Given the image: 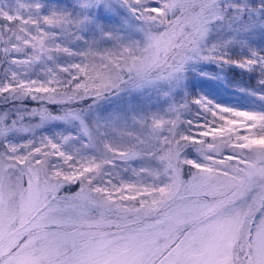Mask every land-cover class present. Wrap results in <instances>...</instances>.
<instances>
[{
	"label": "snow or ice",
	"instance_id": "snow-or-ice-1",
	"mask_svg": "<svg viewBox=\"0 0 264 264\" xmlns=\"http://www.w3.org/2000/svg\"><path fill=\"white\" fill-rule=\"evenodd\" d=\"M0 264H264V0H0Z\"/></svg>",
	"mask_w": 264,
	"mask_h": 264
},
{
	"label": "rangeland",
	"instance_id": "rangeland-1",
	"mask_svg": "<svg viewBox=\"0 0 264 264\" xmlns=\"http://www.w3.org/2000/svg\"><path fill=\"white\" fill-rule=\"evenodd\" d=\"M197 82L201 84L200 87L202 86L201 89H203V91H205L209 95H212L219 102H223V103H236L237 102V100H233L231 102L229 99L224 98L222 95L223 91H219V89L213 86V84H211L210 81H205V80H201L198 78V80L194 83L197 84Z\"/></svg>",
	"mask_w": 264,
	"mask_h": 264
},
{
	"label": "trees",
	"instance_id": "trees-1",
	"mask_svg": "<svg viewBox=\"0 0 264 264\" xmlns=\"http://www.w3.org/2000/svg\"><path fill=\"white\" fill-rule=\"evenodd\" d=\"M197 80H198V78L194 82H196ZM210 83L213 84V86H215L216 88H218L219 91H223L222 95H223L224 98L229 99L231 102L233 100H237V97L233 94V92H232V90L230 88H228V87H226L224 85H221V84H217V83L211 82V81H210ZM197 85H198L200 90H203V89H201L202 86L200 87L201 84L199 82H197ZM199 89H197V90H199Z\"/></svg>",
	"mask_w": 264,
	"mask_h": 264
}]
</instances>
